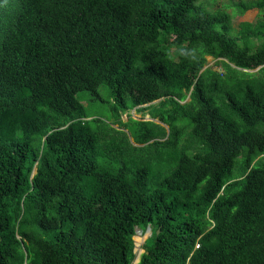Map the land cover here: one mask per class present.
<instances>
[{
	"label": "trees",
	"instance_id": "16d2710c",
	"mask_svg": "<svg viewBox=\"0 0 264 264\" xmlns=\"http://www.w3.org/2000/svg\"><path fill=\"white\" fill-rule=\"evenodd\" d=\"M252 9L233 32L200 0H0V264H132L146 228L137 264H264ZM102 89L109 122L79 97Z\"/></svg>",
	"mask_w": 264,
	"mask_h": 264
},
{
	"label": "rangeland",
	"instance_id": "374dc122",
	"mask_svg": "<svg viewBox=\"0 0 264 264\" xmlns=\"http://www.w3.org/2000/svg\"><path fill=\"white\" fill-rule=\"evenodd\" d=\"M247 0H200V2H203L205 4L206 9L210 12H217V11H224L226 12L231 19V27L233 32H237L240 25L242 23H254L257 19V15L255 11H249L243 15H239L236 10V5L239 2H246ZM213 14V13H212ZM207 65L205 67H211L213 70H216L218 72H223V69L213 65V60L211 58H206ZM100 98L91 100V96L84 92L82 94H79V97L82 99V105L84 106L86 110V114L88 116V119L90 118H100L104 121H111L110 118V112L108 111V103L110 102V99L108 97L107 92L102 89L99 91ZM127 115L132 117L133 119H141V115L135 110L129 111L127 114H124L121 119L122 121H126ZM142 120H148V117L145 116L142 118ZM138 230V229H137ZM150 229L146 228L144 231L140 230V233H135L133 237L134 242V248H135V258L132 262L136 263L139 254H142V245L146 241L147 238L150 237Z\"/></svg>",
	"mask_w": 264,
	"mask_h": 264
},
{
	"label": "crops",
	"instance_id": "0c3cea01",
	"mask_svg": "<svg viewBox=\"0 0 264 264\" xmlns=\"http://www.w3.org/2000/svg\"><path fill=\"white\" fill-rule=\"evenodd\" d=\"M249 11H255V13H256V15H257V11H256L255 9H252V10H249ZM249 11H247V12H249ZM247 12H246V13H247ZM134 253H135V248H134ZM140 255H141V254H139V256H138L137 262H136V263H133V264H137V263H138Z\"/></svg>",
	"mask_w": 264,
	"mask_h": 264
},
{
	"label": "water",
	"instance_id": "95a60500",
	"mask_svg": "<svg viewBox=\"0 0 264 264\" xmlns=\"http://www.w3.org/2000/svg\"><path fill=\"white\" fill-rule=\"evenodd\" d=\"M147 229H148V228H147ZM137 232H138V233H140V231H139V230H137L135 233H137Z\"/></svg>",
	"mask_w": 264,
	"mask_h": 264
},
{
	"label": "built area",
	"instance_id": "2783aa9c",
	"mask_svg": "<svg viewBox=\"0 0 264 264\" xmlns=\"http://www.w3.org/2000/svg\"><path fill=\"white\" fill-rule=\"evenodd\" d=\"M196 248H197V246H196Z\"/></svg>",
	"mask_w": 264,
	"mask_h": 264
}]
</instances>
